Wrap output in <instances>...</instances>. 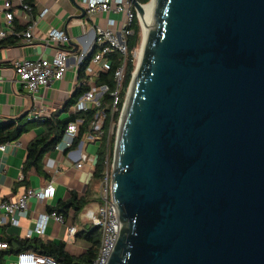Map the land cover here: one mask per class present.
Returning <instances> with one entry per match:
<instances>
[{
    "label": "water",
    "instance_id": "obj_1",
    "mask_svg": "<svg viewBox=\"0 0 264 264\" xmlns=\"http://www.w3.org/2000/svg\"><path fill=\"white\" fill-rule=\"evenodd\" d=\"M127 1L153 14L116 130L107 264H264V0Z\"/></svg>",
    "mask_w": 264,
    "mask_h": 264
},
{
    "label": "crops",
    "instance_id": "obj_2",
    "mask_svg": "<svg viewBox=\"0 0 264 264\" xmlns=\"http://www.w3.org/2000/svg\"><path fill=\"white\" fill-rule=\"evenodd\" d=\"M74 2L76 5L72 4L70 0H33L31 4L32 18L36 21L33 28L34 40L27 44L20 40L14 46L0 47V125L16 122V120L22 118L28 122V117L36 116V119L32 118L30 120L32 126L27 133L23 134L17 141L2 144L4 150H0V204L4 201L16 200L24 191L41 188L49 181H52L55 187L54 197L45 205H38L30 201L27 211L14 215L19 222L18 226H0V240L5 242L7 238L14 236L20 239H31L25 238V233L33 228L38 215L45 213L47 207H55L59 202L65 201L69 197V191H75L78 196H84L91 190L93 198H96V193L99 191L100 198L101 183L98 184L92 179L96 152L99 147V138L97 137L90 141L85 136L80 141L82 143L80 146H78L79 143L76 147L72 146L69 149L64 147V139H62L53 150L42 157L39 169H32L28 173L29 178L25 186L19 184L22 179V167L31 158V153L28 152L27 147L31 141L45 132L44 120L54 116L56 119L64 120L77 114L73 112L72 107L67 110L64 107L80 84L78 79L80 64H78V60L80 56L86 57L92 53L91 50L96 37V26L104 27L107 17L118 23L122 19V14L113 11L108 15L94 14L89 17L85 14L84 17L79 18L81 11L78 7L85 10V4L83 0H74ZM43 10H47V12L42 18H39L38 15ZM32 18H18L16 28L18 30L26 29ZM1 28L2 21L0 20ZM52 29L64 31L70 38V45L67 47L68 68L61 80L54 81L47 88H41L36 93L30 94L18 82L12 69V62L18 59L51 58L57 47L54 45L47 46L42 41ZM107 68L108 63L106 60L97 65H92V72L86 75L89 79V85L93 83L94 78L105 72ZM70 152H73V156L83 157V162L79 168L68 157ZM101 205V199L100 202L89 203L78 214V224L74 222L73 211L69 212L66 220L64 219L65 224H57L50 219L47 222L45 234L32 238H38L42 242L52 241L57 243L63 241L65 244L70 243L71 238L75 236L68 237L67 227L74 226L78 231L82 225L91 224L86 220V213L89 211L95 212ZM67 251L70 253L69 250ZM77 252L70 254L76 255ZM14 256L3 255L0 264H8V261Z\"/></svg>",
    "mask_w": 264,
    "mask_h": 264
},
{
    "label": "built area",
    "instance_id": "obj_3",
    "mask_svg": "<svg viewBox=\"0 0 264 264\" xmlns=\"http://www.w3.org/2000/svg\"><path fill=\"white\" fill-rule=\"evenodd\" d=\"M85 4V14L89 17L94 14H106L111 11L117 14H122V19L117 21L106 18L105 26H96L95 42L92 48V58L85 70V75L92 72V65H97L105 60V56L117 51L123 57L120 66L114 73L115 88L109 92L111 98L112 113L117 112L121 101V92L125 78L126 66V39L132 36L133 32L129 28L134 18L135 11L131 3L127 0H83ZM47 10H43L38 17L42 18ZM32 6L28 0H0V20L2 28L0 29V40L9 36L18 38L23 43H30L34 40L33 28L36 21L32 18ZM20 17H31L30 25L24 30L16 28V21ZM118 26V27H117ZM44 42L47 46L54 45L56 50L51 58H38L35 60L18 59L12 62V69L17 77L18 82L30 93L34 94L41 88H47L52 82L62 79L68 68V51L70 38L64 31L52 29L46 34ZM135 51L132 56L134 57ZM84 56H80L78 64L84 60ZM109 64V62L107 61ZM107 92V87H97L94 83L90 84L88 91L84 92L76 101L72 110L75 113L86 112L91 107H100V99ZM36 119V116H30L28 121ZM92 129L95 133H100L105 114L103 111H98L94 116ZM81 120H76L69 124L63 136L65 148H72V143L78 135V127ZM87 140H94V136H87ZM98 138V137H97ZM80 143L78 146H80ZM0 150H4V146H0ZM70 152L68 157L80 167L83 162V157L73 156ZM55 187L52 181H49L45 186L38 189H28L24 191L16 200L4 201L0 204V226L10 225L18 226L19 222L14 217L16 213H24L28 209L29 202H35L38 205H45L54 197ZM100 199L102 205L95 212L89 211L86 213V220L94 227L100 230V243L98 251L92 264H107L110 255L115 247L119 231L120 222L117 209L111 200V173L106 169L103 174V179L100 184ZM53 220L57 224H65V220L61 215L54 212L40 213L35 221L33 228L25 233V238L34 236H42L45 234L47 222ZM77 230L74 226L67 227V235L69 238L74 237ZM9 249L7 242L0 240V253ZM11 264H58L56 261L38 256L34 253L23 252L16 254Z\"/></svg>",
    "mask_w": 264,
    "mask_h": 264
},
{
    "label": "trees",
    "instance_id": "obj_4",
    "mask_svg": "<svg viewBox=\"0 0 264 264\" xmlns=\"http://www.w3.org/2000/svg\"><path fill=\"white\" fill-rule=\"evenodd\" d=\"M140 4L145 5L150 0H137ZM32 4L33 0H28ZM133 34L126 39L127 55L125 66V78L121 92V101L118 110L112 113L111 98L109 92L115 88L114 73L120 66L123 57L117 51H114L107 56L105 60L109 62L108 68L105 72L100 73L94 78L93 83L97 87H107V92L100 99V107H91L86 112L71 115L64 120L51 117L45 119L43 126L45 132L38 138L31 141L27 147L28 152L31 153V158L25 162L22 167V179L20 185L25 186L29 178V172L32 169H39L42 157L53 150L63 139L64 132L69 124L74 123L77 119L82 122L78 127L77 138L73 141L72 146L76 147L85 136L92 135L98 137L99 147L96 152V161L92 173L93 181L98 184L103 179V174L106 169L110 170L112 162V154L114 147V134L110 135L111 126L116 125L124 102L125 94L129 86L132 74L135 70V60L132 56L133 51L139 46L140 43V28L137 17L134 18L129 27ZM20 39L9 36L0 40V47H11L16 45ZM94 52L86 56L79 67V86L76 88L73 96L66 103L64 109L67 110L74 106L78 98L86 91L89 90V79L85 75V70L92 58ZM103 111L105 120L103 122L100 133H95L92 129L94 123V116L98 111ZM31 122H26L24 118L0 125V145L17 141L23 134L27 133L31 128ZM116 129V128H115ZM69 197L65 201L59 202L55 207H47L46 212H54L61 215L65 220L68 218L70 211L74 213V222L78 224V214L91 202H100L99 191L96 193V198L91 196V190L84 196H78L75 191H69ZM76 240H82L88 244L87 249L79 255H71L66 250V244L63 241L57 243L52 241L42 242L38 238L20 239L17 236L7 238L9 249L0 254V262L3 255H16L23 252L34 253L38 256H43L56 261L58 264H92L98 251L100 243V230L93 227L91 224H85L78 229L74 237Z\"/></svg>",
    "mask_w": 264,
    "mask_h": 264
},
{
    "label": "rangeland",
    "instance_id": "obj_5",
    "mask_svg": "<svg viewBox=\"0 0 264 264\" xmlns=\"http://www.w3.org/2000/svg\"><path fill=\"white\" fill-rule=\"evenodd\" d=\"M139 28H140V43H139V46L134 50L135 52V55H134V60H135V66H136V64H137V62H138V53H139V51H140V45H141V41H142V29H141V26H140V22H139ZM127 92V91H126ZM126 95V94H125ZM125 99V98H124ZM120 116V115H119ZM118 121H119V119H118ZM118 121H117V123H116V125H113V126H111V131H110V135H113L114 134V143H115V136H116V130H117V126H118ZM116 128V129H115ZM114 148V147H113ZM112 157H113V154H112ZM110 173H111V166H110ZM66 246H67V250H69V252L70 253H73V252H75V251H78L77 252V254L79 253V252H84L86 249H87V247H88V244L86 243V242H84V241H82V240H76V239H74V238H71V241H70V243L69 242H67V244H66ZM76 254V255H77ZM80 254V253H79ZM14 260V257L13 258H11L9 261H8V264H10L11 263V261H13Z\"/></svg>",
    "mask_w": 264,
    "mask_h": 264
},
{
    "label": "bare ground",
    "instance_id": "obj_6",
    "mask_svg": "<svg viewBox=\"0 0 264 264\" xmlns=\"http://www.w3.org/2000/svg\"><path fill=\"white\" fill-rule=\"evenodd\" d=\"M144 15L140 19V26L142 29V38L145 40L147 32L151 26L152 14H153V4H148L143 7ZM142 50L138 53V61L141 60Z\"/></svg>",
    "mask_w": 264,
    "mask_h": 264
}]
</instances>
